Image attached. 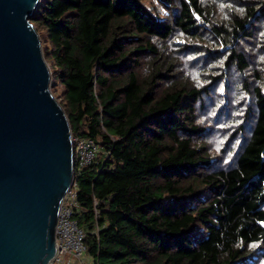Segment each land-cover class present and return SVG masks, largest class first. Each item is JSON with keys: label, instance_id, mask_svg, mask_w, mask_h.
I'll return each mask as SVG.
<instances>
[{"label": "trees", "instance_id": "obj_1", "mask_svg": "<svg viewBox=\"0 0 264 264\" xmlns=\"http://www.w3.org/2000/svg\"><path fill=\"white\" fill-rule=\"evenodd\" d=\"M30 22L98 143L75 178L93 264H264V0H41Z\"/></svg>", "mask_w": 264, "mask_h": 264}, {"label": "water", "instance_id": "obj_2", "mask_svg": "<svg viewBox=\"0 0 264 264\" xmlns=\"http://www.w3.org/2000/svg\"><path fill=\"white\" fill-rule=\"evenodd\" d=\"M40 0H0V264H50L73 182L68 119L30 22Z\"/></svg>", "mask_w": 264, "mask_h": 264}, {"label": "built area", "instance_id": "obj_3", "mask_svg": "<svg viewBox=\"0 0 264 264\" xmlns=\"http://www.w3.org/2000/svg\"><path fill=\"white\" fill-rule=\"evenodd\" d=\"M73 182L62 200L55 228L56 254L50 264H85V232L75 219L77 204L76 174L91 165L98 153V143L89 137H72Z\"/></svg>", "mask_w": 264, "mask_h": 264}, {"label": "rangeland", "instance_id": "obj_4", "mask_svg": "<svg viewBox=\"0 0 264 264\" xmlns=\"http://www.w3.org/2000/svg\"><path fill=\"white\" fill-rule=\"evenodd\" d=\"M41 1V0H40ZM156 5V4H155ZM158 8V7H157ZM158 10H159V12H161V13H164V11H162L160 8H158ZM39 35V34H38ZM42 48V47H41ZM51 83H52V78H51ZM51 93L53 94V92H52V89H51ZM55 94V93H54ZM54 94H53V96H54ZM55 97V96H54ZM57 100V99H56ZM100 152V151H99ZM98 156H100V153H97V155H96V157H98ZM85 264H93V261L91 260V259H89V257L88 256H86V258H85Z\"/></svg>", "mask_w": 264, "mask_h": 264}]
</instances>
